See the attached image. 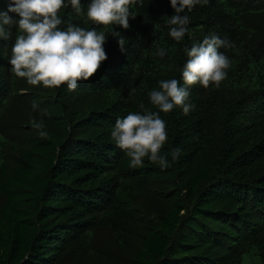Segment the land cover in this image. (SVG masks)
<instances>
[{
  "label": "trees",
  "instance_id": "obj_1",
  "mask_svg": "<svg viewBox=\"0 0 264 264\" xmlns=\"http://www.w3.org/2000/svg\"><path fill=\"white\" fill-rule=\"evenodd\" d=\"M90 2L81 0L80 13L62 10L60 28L103 32L108 59L75 91L64 85L37 93L59 124L45 127L47 139L31 125L33 133L20 139L3 132L16 103L28 98L21 89L31 87L11 70L17 27L0 38V264H93L86 261L100 245L99 229L119 248L135 244L105 264H264V32L249 23L264 14V0L196 5L184 13L190 23L182 42L169 35L170 0L133 5L128 29L94 24ZM8 6L0 0V11ZM113 31L124 37L125 51ZM213 34L231 45L220 49L231 61L226 79L190 87L195 107L187 115L179 107L160 111L149 93L160 80L183 86L185 47ZM96 94L99 104L89 108ZM146 111L159 112L167 125L164 170L147 159L131 168L111 136L117 118ZM175 147L181 155L172 162ZM155 198L166 202L157 212ZM145 208L154 218H145Z\"/></svg>",
  "mask_w": 264,
  "mask_h": 264
},
{
  "label": "clouds",
  "instance_id": "obj_2",
  "mask_svg": "<svg viewBox=\"0 0 264 264\" xmlns=\"http://www.w3.org/2000/svg\"><path fill=\"white\" fill-rule=\"evenodd\" d=\"M170 3L175 14L167 22L169 35L176 42H182L190 23L189 16L184 13L209 0H170ZM8 4L7 11H0V38L7 39L11 27H17L18 35L11 50V70L29 85L50 89L67 85L69 91H75L80 82L93 77L108 59L104 49L107 37L103 32L71 23L66 30L60 28L65 23L61 11L70 5L80 13L81 0H8ZM137 4L143 7L144 0H91L87 18L96 25L109 28L119 25L128 29L129 18L136 16L130 9ZM9 13L17 14L18 19ZM112 35L119 37L120 49L125 51L124 37L116 31ZM230 46L228 41L213 34L190 48L185 47L188 59L182 69L183 86L176 78L160 80L159 89L149 93L150 102L164 113L179 107L185 115L189 114L195 107L189 102L190 87L197 84L204 88L219 87L226 79L231 61L220 49ZM156 54L163 57L166 52L161 48ZM32 107L33 110L38 108L35 101ZM140 107L143 109L144 105ZM47 114L42 110V116ZM30 124L41 139L48 138L43 119L33 118ZM111 136L116 146L130 157L131 168H143L145 159L159 165L161 170L170 166L167 156L161 154L168 143V131L159 112H131L124 118H117ZM180 155L179 147L171 149L172 162H177Z\"/></svg>",
  "mask_w": 264,
  "mask_h": 264
},
{
  "label": "rangeland",
  "instance_id": "obj_3",
  "mask_svg": "<svg viewBox=\"0 0 264 264\" xmlns=\"http://www.w3.org/2000/svg\"><path fill=\"white\" fill-rule=\"evenodd\" d=\"M249 23L257 27L258 29H261V31L264 32V14L251 15L249 17ZM24 81L27 86L31 87V89L26 90L22 88L21 93L23 95H27L28 98L26 101H22L23 98H20L19 101L16 103L12 111L9 113L10 117L8 118V122L4 121L1 125L2 129L4 130L3 132L6 135L11 136L15 139L26 137L33 133L32 131L33 129L30 127L31 125L30 120H32L33 118H35L37 121L43 119L44 125L49 131L58 130L59 129L58 122L51 118L53 115V110L50 109L48 106H45L43 104L44 101H41L40 100L41 98L39 99V96L37 95V93L43 89V86L42 85L39 87L32 86L29 85L26 80ZM34 101L38 105V108L35 110H33L32 107ZM98 104H99V96L96 94L91 97V102L90 104H88L89 105L88 107L92 108ZM42 110H46L48 114L42 116L41 115ZM159 188L164 189L165 186H160ZM163 199L165 198L163 197ZM154 202L156 203L152 206L153 208L151 209L152 211L157 212L164 207V202H165L164 200L160 198L159 199L155 198V201H153V203ZM224 204L225 207L228 206V201H225ZM151 210L148 208H145V211L142 210L145 218H148L149 216L153 217L154 213ZM96 239H98V245L99 243L100 245L98 246L97 249H95V254H93V257L87 260L86 263L88 261H91L92 258H94L93 264H105L107 261L110 260V258H114L124 253L129 255L130 253H132L133 251L132 249L135 246V244L134 245L130 244L125 249L119 248L110 238L108 233L100 229L97 231ZM221 248L222 247H220L217 251H219L220 254L222 255L224 254L225 250ZM208 252H209L208 254H210L213 251L209 250ZM219 258L222 259V257ZM212 259L215 260L214 257H212ZM63 261L64 262L68 261L70 264H78V263H71V260H66L65 258H63Z\"/></svg>",
  "mask_w": 264,
  "mask_h": 264
}]
</instances>
